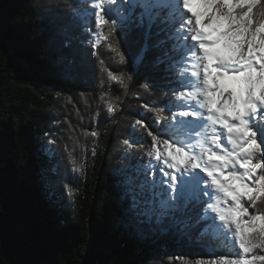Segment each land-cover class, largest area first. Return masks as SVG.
Wrapping results in <instances>:
<instances>
[{
    "label": "trees",
    "instance_id": "16d2710c",
    "mask_svg": "<svg viewBox=\"0 0 264 264\" xmlns=\"http://www.w3.org/2000/svg\"><path fill=\"white\" fill-rule=\"evenodd\" d=\"M84 7L0 0V264H196L231 251L125 212L123 181L151 144L135 121L154 128L150 109L170 99L154 61L171 42L138 65L145 29L118 30L121 64L103 42L91 47L94 29L82 34ZM166 27L152 28L149 45L167 38ZM69 36L77 38L65 46ZM100 60L127 87L108 81Z\"/></svg>",
    "mask_w": 264,
    "mask_h": 264
},
{
    "label": "snow or ice",
    "instance_id": "6c2138e0",
    "mask_svg": "<svg viewBox=\"0 0 264 264\" xmlns=\"http://www.w3.org/2000/svg\"><path fill=\"white\" fill-rule=\"evenodd\" d=\"M84 2L82 34L94 29L91 47L103 42L121 64L118 30L145 29L138 65L150 47L171 42L154 61L164 65L170 99L163 109H150L154 128L135 121L151 144L147 162L132 165L123 181L125 212L170 222L182 234L198 230L213 251L231 249L196 264H264V0ZM161 24L167 38L149 45L152 28ZM99 64L108 81L127 87L123 76ZM115 110L108 100L107 111Z\"/></svg>",
    "mask_w": 264,
    "mask_h": 264
},
{
    "label": "rangeland",
    "instance_id": "374dc122",
    "mask_svg": "<svg viewBox=\"0 0 264 264\" xmlns=\"http://www.w3.org/2000/svg\"><path fill=\"white\" fill-rule=\"evenodd\" d=\"M198 230H194L190 235H188V236H190L191 238H193L194 240H198V244H201L202 242H201V240H199V239H197L198 238ZM204 245H205V247L206 248H210L209 246H207L205 243H204ZM211 249V248H210Z\"/></svg>",
    "mask_w": 264,
    "mask_h": 264
}]
</instances>
